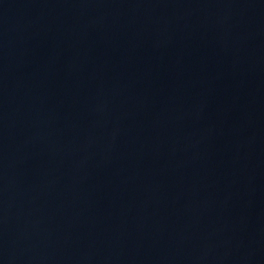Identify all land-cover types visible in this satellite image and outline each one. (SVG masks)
Listing matches in <instances>:
<instances>
[{"label":"water","instance_id":"water-1","mask_svg":"<svg viewBox=\"0 0 264 264\" xmlns=\"http://www.w3.org/2000/svg\"><path fill=\"white\" fill-rule=\"evenodd\" d=\"M0 264H264V0H0Z\"/></svg>","mask_w":264,"mask_h":264}]
</instances>
